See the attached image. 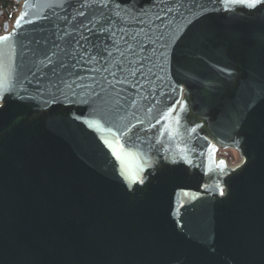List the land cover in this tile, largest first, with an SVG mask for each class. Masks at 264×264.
<instances>
[{
  "label": "water",
  "instance_id": "obj_1",
  "mask_svg": "<svg viewBox=\"0 0 264 264\" xmlns=\"http://www.w3.org/2000/svg\"><path fill=\"white\" fill-rule=\"evenodd\" d=\"M12 1L20 11L0 34L18 69L15 95L0 98V264H264V5ZM106 21L118 40L136 37L123 63L140 71L115 90L100 80L102 105L36 87L43 52L74 62ZM116 138L139 151L117 160ZM225 148L239 165L217 159Z\"/></svg>",
  "mask_w": 264,
  "mask_h": 264
},
{
  "label": "snow or ice",
  "instance_id": "obj_2",
  "mask_svg": "<svg viewBox=\"0 0 264 264\" xmlns=\"http://www.w3.org/2000/svg\"><path fill=\"white\" fill-rule=\"evenodd\" d=\"M68 2V0H61L60 6H63V3ZM87 2V0H86ZM92 3L98 5L101 8L109 7L112 5L114 8H119L120 4L117 0H91ZM220 3H233L239 5H245L248 8H256L259 5H264V0H219ZM85 6L84 4L81 7ZM83 15V13H80ZM119 19V13H116ZM20 19H23L21 17ZM111 20V18H109ZM17 26H20V20H17ZM117 31L123 33L122 28H115L111 23L105 22L101 25L99 30H94L93 35L97 39L93 40L91 37H84L90 42L91 51L88 48H84L83 52H72L74 62H65L62 59L54 60L53 56H56L57 53L53 52L51 55L48 52H43L41 59L38 60V64L43 66L42 74L39 76V82L36 84V87L43 91L44 89L60 91H71L74 96L76 95H88L92 97V103L97 105H102L106 102L104 93L107 92V89L104 88L103 84H100V80H103L107 83L109 88L115 90L116 83H123L128 79V76L124 73H131L135 75L141 69L139 67H128L125 68L124 61L128 60L126 53L136 54V49L132 46V42L136 39L133 35L131 39L127 34H122L119 40L116 38ZM3 40L7 41L10 39L8 36L2 37ZM120 40L124 42L123 48H121ZM79 43V41H77ZM112 48L119 51V60H116L113 52L110 50ZM86 57V58H85ZM113 60H116L115 67L122 74L117 77V71L112 70L107 65H110ZM104 61L103 64L100 62ZM130 65L133 64L132 61L128 60ZM86 64H92L93 67L85 68L83 67ZM135 64H142V61H136ZM80 65V68L77 67ZM95 65H100L96 67ZM82 69V70H81ZM17 67L15 65L14 59L9 57L8 63L5 64L3 54L0 53V98H3L5 95H15V87L18 81L17 76ZM31 71V70H30ZM38 71H41L38 69ZM85 72H95L97 75L85 77ZM102 72H108L112 79H108V76L102 75ZM33 77H36L37 73H32ZM99 76V79L97 78ZM91 82H84L85 80ZM115 81V83L113 82ZM30 84L31 81H28ZM100 85V91H96V86ZM77 89L85 90L83 93L77 92ZM23 90V89H21ZM96 98H99L98 100ZM85 103L89 101L85 100ZM159 123V121H158ZM106 144L112 142L105 141ZM115 144L121 149L120 152L114 151V155L117 160H122L130 155H133L131 149H136L139 151L140 146L131 145L129 150L124 149V145L120 143L119 138H116ZM221 195H223V190H221Z\"/></svg>",
  "mask_w": 264,
  "mask_h": 264
},
{
  "label": "rangeland",
  "instance_id": "obj_3",
  "mask_svg": "<svg viewBox=\"0 0 264 264\" xmlns=\"http://www.w3.org/2000/svg\"><path fill=\"white\" fill-rule=\"evenodd\" d=\"M20 4L16 3V6L8 8L6 11L0 9V25L2 29L0 30V34L3 33V25L8 22L11 28L15 17L18 15L20 11ZM217 159H224L226 161L227 166L235 167L239 165L242 161L240 154L231 148L220 149L217 154Z\"/></svg>",
  "mask_w": 264,
  "mask_h": 264
},
{
  "label": "trees",
  "instance_id": "obj_4",
  "mask_svg": "<svg viewBox=\"0 0 264 264\" xmlns=\"http://www.w3.org/2000/svg\"><path fill=\"white\" fill-rule=\"evenodd\" d=\"M16 6V3L12 0H0V9L7 10L10 7ZM2 29V26L0 25V30Z\"/></svg>",
  "mask_w": 264,
  "mask_h": 264
}]
</instances>
